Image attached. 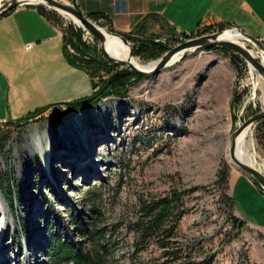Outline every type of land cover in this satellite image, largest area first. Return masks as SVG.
<instances>
[{"label": "rangeland", "instance_id": "rangeland-1", "mask_svg": "<svg viewBox=\"0 0 264 264\" xmlns=\"http://www.w3.org/2000/svg\"><path fill=\"white\" fill-rule=\"evenodd\" d=\"M57 15L53 24L63 33L73 21ZM143 28V37L170 48L187 39L166 29ZM84 33V43L103 54L94 37L92 42ZM241 41L262 63L260 49ZM129 43L132 51L137 42ZM229 61L226 53L204 48L128 85L122 96L56 115L22 121L27 113H21L0 121V264H72L70 257L49 249L52 239L97 254L99 264H171L154 243H139L132 224L139 197L173 189L186 191L176 241L189 262L264 264V193L249 178L215 183L223 163L229 171L236 168L227 151L231 133L264 108V80L246 62L238 71ZM234 94L239 97L235 103ZM110 98L120 100L96 115V106ZM47 125L60 138L51 142L44 169L41 156L25 146ZM245 138L254 165L264 172V126L252 124ZM73 215L85 222L95 218V234L82 236ZM234 217L243 225L233 226Z\"/></svg>", "mask_w": 264, "mask_h": 264}, {"label": "crops", "instance_id": "crops-1", "mask_svg": "<svg viewBox=\"0 0 264 264\" xmlns=\"http://www.w3.org/2000/svg\"><path fill=\"white\" fill-rule=\"evenodd\" d=\"M76 2L83 14L101 13L103 16L98 19L99 23L120 33L132 31L144 20L148 29H164V23L176 32L187 34L203 25L222 24L236 27L264 41V0ZM35 7H17L0 16L2 122L52 103H66L86 97L93 91L88 74L69 62L64 48L67 41L63 40L57 26ZM147 14L148 17L144 19ZM227 176L228 181L232 177L235 181L248 182L246 178H249L253 182L237 168H232ZM262 230L264 234V228Z\"/></svg>", "mask_w": 264, "mask_h": 264}, {"label": "trees", "instance_id": "trees-1", "mask_svg": "<svg viewBox=\"0 0 264 264\" xmlns=\"http://www.w3.org/2000/svg\"><path fill=\"white\" fill-rule=\"evenodd\" d=\"M35 8L44 14L48 18L47 20H50L53 23L57 22V18L59 17L56 12L49 10V8L46 9V7H43L42 5H36ZM87 16L99 23L98 19L103 15L101 13H90ZM100 24L103 25L102 23ZM143 27H146L145 20L138 23L132 31L122 34L126 37L128 42H137V45L133 46L132 56L152 61L161 56L164 51H167L170 48V46L164 43V41L162 42L160 39L151 38L150 40V38L143 37V31H145ZM230 27L231 26L222 24L203 25L195 31L187 34L185 32H176L172 27H169V25L164 23L162 26V28L166 29L168 32H172L183 38H188L192 35H201L212 31H221ZM108 30L112 31L110 26L108 27ZM82 32L83 31L80 27H76L71 22L68 23L66 29L63 30L62 37L64 41L66 40L72 46L76 52V56L69 53V51L66 50L65 45L64 48L68 54L67 57L69 62L88 74L93 91L90 95L73 101L66 103H52L40 107L27 113L21 119L22 121L28 120L32 117L41 116L45 113H54V115L57 113H64L63 110H66V108L69 110H76L82 105L91 106L98 100L109 96H122L128 85H134L141 80L142 77H139L129 69H118L116 67L117 65L108 63L104 55H100V52L96 51L94 47H90L84 43L82 40ZM178 41L179 40L176 39V42ZM205 49H218L226 53L229 57V62L232 63L238 71L239 69L245 68L244 60L239 55L234 54L229 50L216 47H205ZM238 99L239 97L237 94H234L232 99L233 102L235 103ZM15 122L17 123L20 121ZM256 125L257 127L264 126V119L260 120ZM227 175H229V167L223 163L221 169L217 171L215 183L221 186L227 183ZM253 183L257 185L254 181ZM260 191L262 190L260 189ZM185 192H177L173 189L163 196L139 197L136 204L138 207V217H136V221L132 224V231H134L140 238L139 243L143 246H148V244L154 243L160 250L159 255H161V258H165V260H167L166 262H170L171 264H195L194 262L188 261L184 247L176 241V228L178 222L186 212L185 204L183 203V196L186 194ZM226 199L228 202V209H232L233 204L231 197H226ZM94 219L85 222L77 215H73V221L76 223L80 231L79 233H81L82 236L91 237L95 234L96 222ZM233 222V226L238 225L240 227L243 225L242 221H238L236 217L233 218ZM49 249L58 257H70L73 262L72 264H99L97 254L95 255L88 250H75L69 243L60 239H52V244L49 246Z\"/></svg>", "mask_w": 264, "mask_h": 264}, {"label": "water", "instance_id": "water-1", "mask_svg": "<svg viewBox=\"0 0 264 264\" xmlns=\"http://www.w3.org/2000/svg\"><path fill=\"white\" fill-rule=\"evenodd\" d=\"M26 5H42L43 7L49 8L56 13L62 14L73 21V23L77 24L78 27L90 33L94 39L97 41L99 45L100 51L103 53L102 55L109 61L111 64L120 65L124 68L129 69L136 75L142 78L150 77L157 74L164 66L166 67L172 57L176 55V53H181L180 59L184 58L187 54L192 52H196L205 47H216L225 50H229L234 54L239 55L244 62H246L247 66L251 67L256 74H258L264 80V65L259 61L250 51L247 49L246 46L230 41L225 39H220V34L227 29H223L221 31H213L201 35H197L191 38H187L184 41H181L177 45L171 47L169 50L165 51L158 59L156 64H154L150 70H143L140 68L135 67L129 60L124 61L121 59H117L114 56L108 55V53L104 50V43L105 41V34L101 29L106 30L108 34L117 36L127 45L130 43L127 41L126 37L118 32V31H111L108 30L105 26L101 25L100 23L94 21L91 18H88L79 6H77L76 0H71L70 4L60 2V0H5L1 1L0 3V16L5 15L7 12L14 10V8L22 7ZM149 14L144 15V19L148 17ZM143 19V20H144ZM238 32L242 34L245 39L253 42L258 49L264 51V43L258 40L257 38L248 35L244 31L237 29L234 27ZM132 49V47H131ZM132 56V51L130 53ZM264 119V108L260 109L253 115L249 116L247 119L243 120L239 126L231 133L230 145L228 147V157L230 164L234 165L240 171H242L246 176L250 177L256 184L257 188H260L264 193V172L255 165L245 163L241 160L235 149H236V140L237 137L247 128L250 129L252 124L258 123L260 120Z\"/></svg>", "mask_w": 264, "mask_h": 264}, {"label": "bare ground", "instance_id": "bare-ground-1", "mask_svg": "<svg viewBox=\"0 0 264 264\" xmlns=\"http://www.w3.org/2000/svg\"><path fill=\"white\" fill-rule=\"evenodd\" d=\"M2 0H0L1 3ZM103 31V33L105 34V41H103L104 43V50L108 53V55H111L112 57L114 56L117 59H121L124 61L129 60L135 67L143 69V70H150L152 67H154L153 65L156 64V61H152V62H148V63H142L139 60H135L132 59V56L130 55L131 53V46L125 44L124 42H122V40L120 38H118L117 36L108 34L106 32V30L101 29ZM220 39H227L230 41H234L237 43L242 44L241 40H247L245 39V37L242 36V34L240 32H238L236 29H229V31L225 30L220 34V37H218ZM243 45V44H242ZM261 51V50H260ZM261 53L264 54V51H261ZM180 55L181 53H176V55H174L172 57V59L170 60V62L168 64H166V67L171 66L172 64L177 63L180 60ZM263 59H264V55H263ZM262 64L264 65V60H262ZM249 67V66H248ZM251 68V67H249ZM252 69V68H251ZM250 69V70H251ZM118 100L120 99H116V98H110L107 99L103 102V104H99L96 106L95 108V113L96 115H101L104 111H106L113 103H117ZM60 127L62 128V126L60 125ZM249 128L245 129L238 137L236 140V153L238 155V157L243 160L245 163H249L254 165V156L251 155L249 153V151L247 150V145L248 143L246 142V136L249 133ZM50 132H52V138H50ZM58 130H55L53 127H51V125H47L45 129H43L41 132H35L33 133V136L31 137V143H29V145L27 144V149L28 151H30L31 153H38L41 156V159L44 160L45 162V167L44 169L47 168L48 163H50L49 160V154H50V145L51 142L54 140H56V137H59L58 135H56L55 133H58ZM62 135H65V133H63L62 131ZM81 162V159H80ZM49 166V165H48ZM59 169V167H56ZM75 173V172H74ZM63 173H59V176L61 177ZM1 199H2V195L0 193V203H1ZM3 209L2 211H4V216H7V211H5V207H2Z\"/></svg>", "mask_w": 264, "mask_h": 264}, {"label": "built area", "instance_id": "built-area-1", "mask_svg": "<svg viewBox=\"0 0 264 264\" xmlns=\"http://www.w3.org/2000/svg\"><path fill=\"white\" fill-rule=\"evenodd\" d=\"M3 1H4V0H3ZM46 9H48V8H46ZM230 29H235V28H234V27H231ZM83 31H84V30H83ZM60 34L63 35L62 32H60ZM83 37H86V38H88L89 40H91V41L93 42V36H92L90 33H88L87 31H85ZM261 42L264 43V41H261ZM26 46H27V47H30L29 45H26ZM65 47H66V50H68L69 52L75 54V53H74L75 51H73L74 49H73L72 46L69 44V42H66V43H65ZM242 109H243V108H242Z\"/></svg>", "mask_w": 264, "mask_h": 264}, {"label": "flooded vegetation", "instance_id": "flooded-vegetation-1", "mask_svg": "<svg viewBox=\"0 0 264 264\" xmlns=\"http://www.w3.org/2000/svg\"><path fill=\"white\" fill-rule=\"evenodd\" d=\"M51 164H53L52 161H51Z\"/></svg>", "mask_w": 264, "mask_h": 264}]
</instances>
